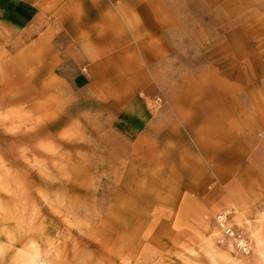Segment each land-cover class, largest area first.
<instances>
[{
  "label": "rangeland",
  "instance_id": "1",
  "mask_svg": "<svg viewBox=\"0 0 264 264\" xmlns=\"http://www.w3.org/2000/svg\"><path fill=\"white\" fill-rule=\"evenodd\" d=\"M43 2L73 55L0 65V264H264V0Z\"/></svg>",
  "mask_w": 264,
  "mask_h": 264
},
{
  "label": "crops",
  "instance_id": "2",
  "mask_svg": "<svg viewBox=\"0 0 264 264\" xmlns=\"http://www.w3.org/2000/svg\"><path fill=\"white\" fill-rule=\"evenodd\" d=\"M43 1L0 0V65L4 70L13 67L17 74L53 73L51 83L45 81L44 76L42 82L59 87L58 83L66 81L56 75L55 69L62 65V57L73 54L68 48L62 52L59 44L61 18L52 17L50 7ZM84 78L82 73L77 74L69 86L76 87L80 83L77 79ZM41 88H45V84ZM151 89L155 91L156 87ZM160 162L161 157H158L157 166Z\"/></svg>",
  "mask_w": 264,
  "mask_h": 264
}]
</instances>
